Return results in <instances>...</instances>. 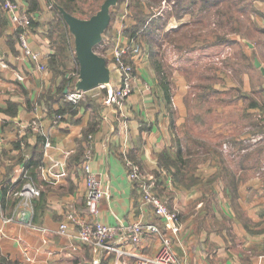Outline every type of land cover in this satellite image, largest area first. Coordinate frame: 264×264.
<instances>
[{"label":"crops","instance_id":"crops-1","mask_svg":"<svg viewBox=\"0 0 264 264\" xmlns=\"http://www.w3.org/2000/svg\"><path fill=\"white\" fill-rule=\"evenodd\" d=\"M15 1L20 11L33 16L28 41L41 56L31 61L22 55L8 15L0 10V264H137V255L157 253L160 237L148 231L138 243L115 241L125 251L119 257L73 236L76 224L67 221L68 212L92 220L85 206L82 162L86 148L91 153L90 168L106 191L96 218L116 226V238L121 225L153 223L170 237L176 256L184 264H264V138L256 136L264 132L249 124L256 135H232L225 142L228 151L220 149L221 153L205 160L208 168L195 171L197 177H211L209 182L202 178L188 185L174 184L158 160L161 153H171V120L175 111H183V93L170 95L173 102H166L164 78L150 53L155 47L152 38L143 39L142 44L137 41L143 48L141 54L127 52L137 78L122 107L108 103V87L99 86L86 91L78 104L72 103L74 111L57 113L67 101L49 97L57 96L63 76L47 66L52 48L46 30L53 12L43 0H39L40 9L34 11H29L28 0ZM234 3L229 12L239 30L230 29L233 19H226L227 26L223 27L228 28H219L218 11ZM177 6L179 41L184 47L195 43L211 56L222 49L227 69H216V75H223L229 88H237L243 97L251 99L249 104L242 102L246 111L264 117V0H179ZM161 11L155 8L151 15ZM119 12L111 29L112 44L118 40L129 45L121 31L134 20L126 3L120 4ZM171 18L175 19L170 16L166 23ZM152 25L150 29L155 27ZM219 29L226 31L225 41H219ZM108 51L103 56L110 59ZM76 62L74 58L68 61L71 69ZM108 62L111 67V60ZM97 88L99 92L91 93ZM58 114L61 118L54 122ZM34 119L51 140L50 148L44 150V141L42 144L35 130L28 127ZM38 153L41 167H32L28 161ZM219 156L225 163L217 161ZM126 159L139 166L153 191L175 210L180 224L177 233H172L152 206L142 201L140 183L129 179ZM28 176L39 192L27 208L30 218L25 223L21 218L25 208L15 192ZM2 186L7 189L5 197ZM64 221L68 227L61 233L59 224Z\"/></svg>","mask_w":264,"mask_h":264},{"label":"rangeland","instance_id":"rangeland-1","mask_svg":"<svg viewBox=\"0 0 264 264\" xmlns=\"http://www.w3.org/2000/svg\"><path fill=\"white\" fill-rule=\"evenodd\" d=\"M81 1L79 0L78 4L80 7L75 10V13L81 18H88L89 10L91 8L97 10L101 3L92 0L86 3H81ZM172 1L147 0L148 5L145 4L144 12H146L148 18L152 16L151 13L155 12V8L162 9L160 14L152 16V20L158 19L154 23L156 29L152 37L155 47L151 49V52L149 49L148 51L151 56H154V61L160 67L162 72L160 76L168 83L171 97L179 91L183 93V96H181L183 111L181 113L175 111L173 116L174 125L172 126L171 149L169 152L174 154L177 148L181 147L183 157L191 160L186 171H189L196 178H193L194 181L190 183L202 178L209 182L211 177H197L195 175L196 169H205L209 166L205 165L206 161L201 159L206 157L207 160H210L215 157V153H221L220 149L225 152L228 151L225 142L229 141L232 135L239 137L256 135L257 131L252 133L249 124H255L258 120L256 115L243 108L244 103L242 102L245 101L249 104L251 99L243 97L239 89L229 88L231 86L227 85V80L223 75H216V69L220 68L222 71L227 69V62L224 61L226 56L222 53V49L218 54L211 56L196 47L195 43H190L191 45L184 47L183 43L179 41L178 6L177 4L176 6L173 5ZM114 7L112 8L114 11L112 26L110 23L108 30L105 31L102 37V43L97 47V52L101 55L105 54L107 50L110 51L113 46L111 28L120 13V6ZM219 11H225V8H220ZM219 11L217 13L218 27L228 28L223 27L226 24L227 17L222 16ZM170 16L175 19L171 18V22L166 23ZM163 24H165V28L161 27ZM218 35L226 37L227 33L226 31L221 32V29H219ZM206 50L211 52L210 49ZM65 62L66 68L71 69L72 66H70V63L68 64V60H65ZM99 91V88H97L92 90L91 93ZM201 94L202 96H200ZM262 108L264 113L263 105ZM256 136L264 138V133ZM203 143H206V145L204 146ZM188 148L189 153L193 154L190 157L185 153ZM195 152L197 153L195 154Z\"/></svg>","mask_w":264,"mask_h":264},{"label":"built area","instance_id":"built-area-1","mask_svg":"<svg viewBox=\"0 0 264 264\" xmlns=\"http://www.w3.org/2000/svg\"><path fill=\"white\" fill-rule=\"evenodd\" d=\"M1 5L6 14L8 15L9 22L11 23L14 32L18 30L17 39L22 55L31 61H38L40 58V52L34 50L28 41V24L30 15L25 11H20L18 4L15 0H1ZM131 49V53L134 55L141 54L142 48L139 43L133 38L130 44L121 45L118 40L112 46V74L110 79V87H108L107 102L112 103L114 107L120 108L125 103L127 98L132 93L136 82V76L133 74L132 66L125 62L123 56ZM0 66L3 64L0 62ZM104 87V86H103ZM66 100L78 104L81 99L84 98V91H67ZM61 115L58 114L54 118V122L59 120ZM30 126L37 130L40 127L38 120L31 121ZM51 140L45 136L44 150L51 147ZM91 159V153L89 148H86L84 153V160L82 162L83 170L85 172V206L86 211L91 215L92 220L82 219L80 216H76L73 212L67 213V221H74L76 224V230L74 237L86 244L94 246L99 250H106L108 252H114L117 257L125 254L124 250H121L117 242L130 241L138 243L144 232L157 233L160 237V247L157 253L153 256L137 255V264H184L175 254L170 237L163 232L160 227L153 223L134 222L127 225H121L122 231H120L119 238L118 229L114 225H110L100 221L96 218L98 214V206L100 200L106 194V191L102 187L101 180L97 177L94 171L91 170L89 162ZM126 166L128 168V177L133 181L140 183L141 199L144 203L150 204L153 208V212L161 217L165 221V225L172 233H177L180 229L177 213L175 210L166 206L162 198L157 195L151 188V184L146 181L145 175L140 170L139 166L126 159ZM37 186L31 179H26L22 187L15 192V195L20 196V205L27 209L31 207L32 198L38 194ZM67 221L59 224V231L65 233L68 227ZM26 260L30 261L29 255H26Z\"/></svg>","mask_w":264,"mask_h":264},{"label":"trees","instance_id":"trees-1","mask_svg":"<svg viewBox=\"0 0 264 264\" xmlns=\"http://www.w3.org/2000/svg\"><path fill=\"white\" fill-rule=\"evenodd\" d=\"M28 1H29V11H34L36 9H38V10L40 9L39 0H28ZM43 1L46 3V5L49 7V9H51V11L53 12V17L47 22L48 27L46 30V36H47V38L50 42V46L52 48V53H50L49 57H48L47 66L50 70L53 71L54 74H62L63 75L62 76V82L57 87V89H56L57 92H55L57 94V96H55V97L49 96V97H52L53 99H55V98L64 99L65 101H67L66 96H65L66 93L64 92V88H65V86H67V88H68L67 91H74V90H72V89H74L73 88V83H74L73 81L75 78H77L79 65H78V62H76L77 60H76L75 54H73L74 48H73L72 34L70 33L67 24L65 23L62 16L60 15L57 6H62L68 12L78 16L75 13V10L77 9V7H80L78 5L79 0H43ZM87 1H91V0H82L81 3H86ZM92 1L93 2L98 1V3L102 2V0H92ZM174 1L176 4H178V2H179V0H174ZM221 1H223V0H219V2H221ZM121 3H126L127 9H128V15L130 17H132L134 20L133 24L125 27L121 31V33L127 38V40H128L127 42L130 43L131 40H133V38L136 41H138L140 44H142L141 41L143 39L145 41H149L152 38L153 30L156 27H154L153 29H150V25L153 24V21L150 20V17L148 18V15L146 14V12H144L145 4L148 5L147 0H118V3L115 7L120 6ZM234 6H235V3H234V5H229L225 9V11H221L223 13H221L220 11L219 12L225 18L227 17V19L232 20L233 18L231 17V13L229 12V10L231 7L234 8ZM0 8H1L0 9L1 11H4V9L2 8V5H1V0H0ZM1 11H0V24L3 23V15H1V13H2ZM89 11H90V14H88V16L92 15L96 11V9L91 8ZM29 13H31V12H29ZM110 14H111V18H110V22H109L108 27L110 26V23L112 26V21H113L112 18L114 17L113 9H111ZM32 17L33 16L30 15V20H29L28 26H31L34 24ZM78 17H81V16H78ZM233 21H234L233 22V25H234L235 20L233 19ZM223 26H225V24ZM234 26H230V29L232 31H238L239 29L236 28V26L235 27ZM108 27L106 28V30H108ZM105 31L103 33V36L105 34ZM17 33H18V30L15 31L16 36H17ZM111 37H112V35H111ZM218 38H219V41H225L226 37L225 36H219ZM102 40L95 47L96 51H97V47L102 43ZM111 51H112V49H111ZM73 58L75 59V62L77 63V65L73 69H67L66 68L67 65H66L65 60L69 61V60H72ZM105 58H106L107 62H108V60L112 61V57L110 59L108 57H105ZM123 59L125 60V62L129 63L132 66L133 74L135 76H137V72L135 70V65L133 64L132 61H130L129 54L128 53L125 54L123 56ZM108 65H109V62H108ZM110 69H111V74H112V68L110 67ZM66 72H70L69 76H67V77L64 76V74ZM71 72H74V73H71ZM161 82H162V84L164 82L163 88L165 91V97H166L165 100L167 103H171L170 102L171 101L170 93L168 90V83L165 80H163V81L161 80ZM200 96H202V94ZM66 105H67L66 107L60 106L56 112L62 113L66 109H68L69 111H74V109H72V106H74V105L71 102L67 101ZM170 114L172 117L173 113H170ZM256 118L258 121L254 125H256L257 129L264 131V117H261V116L257 117L256 116ZM30 123L28 124L29 128L31 127ZM171 125L172 126L174 125L172 120H171ZM30 130H31V128H30ZM35 133L38 136L37 138L42 139V144H43V141H45V135L42 133V130L40 129V127H38V129L35 130ZM203 145L205 146L206 143H203ZM189 151L190 150L188 148V151H186L185 153L187 154V156L190 157V156H192V153H189ZM216 154L217 153H215V156H216ZM206 159H208V158L205 157L201 160L205 161ZM190 161L191 160L189 158L183 157L182 149H181V147H178L177 150L174 152V154L166 153V152L161 153L159 160H158V165L160 167H162L163 169H165L170 174L171 181L174 184L188 185V184H190V182H193L194 179L196 178L194 175L189 173V171L188 172L186 171L189 168ZM217 161L225 163L224 158L221 156L218 157ZM28 164L32 165V167H36V166H37V168L41 167L40 153H38V155L35 156L34 158L30 159L28 161ZM28 174L31 175V173H29V172H28ZM26 179L32 180V178L30 176L26 177ZM1 191H2L3 196L5 197L7 189L4 186H2ZM2 200H3V198H2ZM14 203H15V201L13 200L11 202V205H14Z\"/></svg>","mask_w":264,"mask_h":264},{"label":"water","instance_id":"water-1","mask_svg":"<svg viewBox=\"0 0 264 264\" xmlns=\"http://www.w3.org/2000/svg\"><path fill=\"white\" fill-rule=\"evenodd\" d=\"M117 3L118 0H102L99 8L88 18L78 17L62 6H57L73 37L75 57L79 65L74 82L76 91L86 92L99 86L110 87L111 69L106 58L99 54L95 47L102 40L103 33L110 22V11ZM255 64L259 65L257 60ZM261 69L264 73V68L261 67ZM64 92H67V87ZM21 218L27 223L30 211L24 209Z\"/></svg>","mask_w":264,"mask_h":264}]
</instances>
